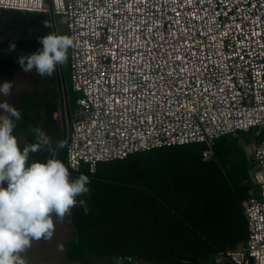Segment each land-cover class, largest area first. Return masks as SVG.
I'll list each match as a JSON object with an SVG mask.
<instances>
[{
    "label": "built area",
    "instance_id": "built-area-1",
    "mask_svg": "<svg viewBox=\"0 0 264 264\" xmlns=\"http://www.w3.org/2000/svg\"><path fill=\"white\" fill-rule=\"evenodd\" d=\"M0 11L67 22L78 95L66 147L72 174L191 144L211 161L220 138L264 136V0H0ZM251 160L248 237L217 263L264 264V139ZM115 264L147 263L127 255Z\"/></svg>",
    "mask_w": 264,
    "mask_h": 264
},
{
    "label": "trees",
    "instance_id": "trees-1",
    "mask_svg": "<svg viewBox=\"0 0 264 264\" xmlns=\"http://www.w3.org/2000/svg\"><path fill=\"white\" fill-rule=\"evenodd\" d=\"M69 68L68 58L63 75L70 104L75 93ZM37 103L38 98L31 95L24 99L21 129L26 146L39 143L29 133L30 127L47 130ZM243 134L218 139L211 161L203 158L204 145L191 144L101 162L95 173L84 168L81 173L89 177L90 191L78 196L70 210L81 239L71 250L76 249L80 257L88 248L108 257L109 264L127 255L147 264H233L217 263L215 256L235 249L248 237L243 202L253 190L252 160L239 143ZM62 136L59 129L56 141L30 152L28 164L50 159ZM59 160L67 167L66 148ZM70 174L71 179L80 175Z\"/></svg>",
    "mask_w": 264,
    "mask_h": 264
},
{
    "label": "clouds",
    "instance_id": "clouds-1",
    "mask_svg": "<svg viewBox=\"0 0 264 264\" xmlns=\"http://www.w3.org/2000/svg\"><path fill=\"white\" fill-rule=\"evenodd\" d=\"M40 43L42 50L27 57L20 55L18 63L26 73L35 69L38 76L51 77L57 65L67 63L74 40L50 33L41 37ZM15 49V43L9 46V51ZM12 87L11 81H4L0 94L10 96ZM0 109L10 114L0 115V264H26L21 254L27 252L33 240L51 238L53 215L62 221L76 206V198L90 191V179L83 173L71 179L68 167L59 159L28 164L29 153L48 144L50 138L40 126L30 127L29 133L39 143L21 150L13 135L16 123L22 119L21 111L7 101L0 102ZM79 203L84 205L85 201L81 199Z\"/></svg>",
    "mask_w": 264,
    "mask_h": 264
},
{
    "label": "crops",
    "instance_id": "crops-1",
    "mask_svg": "<svg viewBox=\"0 0 264 264\" xmlns=\"http://www.w3.org/2000/svg\"><path fill=\"white\" fill-rule=\"evenodd\" d=\"M1 16L4 17L7 11H0ZM13 13H17L18 15H36V14H29L24 12H17V11H10ZM6 40H9L8 36L4 37ZM11 56L6 53H0V85L4 81H11L13 84L11 95L8 97L3 96L0 94V102L7 101L11 106L15 107L17 110H20L21 113L24 107V99L27 96H34L38 98V108L42 112V115L46 121L47 130L46 135L52 141H56V131L62 129V118L60 117L61 114V98H60V89L58 84V76L57 70L53 73L51 77H46L44 80L45 83H48L47 86L41 87L39 83V78L37 79L36 70H34V74L31 75L30 81L33 82L28 84V88L24 90L23 93L18 92L15 93V89H23L24 88V71L21 70L20 65H15L14 59H11ZM18 58V57H16ZM15 65V66H14ZM39 77V76H38ZM38 81V84H37ZM50 89H47V88ZM42 88V89H41ZM49 90L50 92H47ZM19 94V95H18ZM17 95L16 101L12 102L13 96ZM3 112L2 109H0ZM62 116V115H61ZM74 118V117H73ZM21 122V120H20ZM63 131V129H62ZM13 135L17 137L18 140L21 141L22 150L26 146V135L21 129V125L13 129ZM61 155V153H60ZM60 155L58 159H60ZM7 182H4L3 187L7 188ZM66 218H63L62 221L59 223L62 225H57L56 221L54 222V231L51 238H40L39 240H33L31 243V247L27 249L26 253H23V258L27 262L28 257H33L35 260L37 258L41 259V256L38 254L41 253L42 249H44V253L52 254V252L57 253L59 264H95V260H102V264H109V259L106 256H97L94 253L88 251L86 248V252L79 257L76 249L71 250L72 245L79 244L80 242V232L79 229L76 227L75 222L73 221L70 213L65 215ZM55 215H53V219H55ZM67 221H65V220ZM65 222V223H64ZM67 222V223H66ZM64 226V227H63ZM85 248V247H84ZM78 249V248H77ZM147 263V262H146ZM153 264V263H149Z\"/></svg>",
    "mask_w": 264,
    "mask_h": 264
},
{
    "label": "rangeland",
    "instance_id": "rangeland-1",
    "mask_svg": "<svg viewBox=\"0 0 264 264\" xmlns=\"http://www.w3.org/2000/svg\"><path fill=\"white\" fill-rule=\"evenodd\" d=\"M0 12V53H18L23 55H32L36 53L38 50H42V44L40 43V38L45 37L47 35L55 34V35H67L68 36V29H67V22L65 18L61 15L52 14H36V15H18L17 13H13L10 11L4 12L5 16L2 17ZM48 25V26H46ZM8 36L9 40L5 39L4 37ZM15 43L16 49L15 51H9V46ZM14 59L15 65H20L18 63V58L10 57ZM68 58H69V50H68ZM14 65V66H15ZM67 67V63H65ZM34 70L32 72H24V88L23 89H15L14 92L21 93L28 88V84L33 82L35 78L30 81L31 75L34 74ZM68 77L71 78V68L68 70ZM35 75V74H34ZM40 86L43 87L44 85L47 86L48 83H45L46 77H38ZM30 83V85H31ZM38 84V81H37ZM32 86V85H31ZM26 87V88H25ZM42 89V88H41ZM47 89H50L49 87ZM27 91V90H26ZM47 92H50L47 90ZM19 95V94H18ZM77 98L78 95L74 94L72 100L70 102V110L72 117L75 116V112L78 109L77 106ZM17 95L13 96L12 102L16 101ZM62 113L60 117L62 118ZM254 131L244 133L239 137V143L245 149L247 156L251 157V145L254 142H259L264 139V136L256 137L255 139ZM19 146L22 150L21 141L18 140ZM255 192L258 194L259 189H255ZM66 218V217H64ZM65 220V219H64ZM56 221L57 225H61L57 218L53 219ZM67 221V220H65ZM68 222V221H67ZM66 222V223H67ZM65 223V222H64ZM62 226V225H61ZM64 227V226H63ZM44 249H42L41 253L38 254L41 256V259L37 258L36 260L33 257H28L26 264H59L61 261L58 259V255L55 252L52 254L44 253ZM22 255V254H21ZM23 258V255H22ZM24 259V258H23ZM102 260H95V264H102ZM71 264V263H70ZM80 264V263H79Z\"/></svg>",
    "mask_w": 264,
    "mask_h": 264
},
{
    "label": "water",
    "instance_id": "water-1",
    "mask_svg": "<svg viewBox=\"0 0 264 264\" xmlns=\"http://www.w3.org/2000/svg\"><path fill=\"white\" fill-rule=\"evenodd\" d=\"M11 56H16L19 57L20 55L23 54H18V53H6ZM25 57L29 55H23ZM57 70V76H58V84H59V89H60V98H61V113H62V126H63V136L60 141H58L51 152L50 159H58L61 151L65 149L68 145V139L69 135L72 130V124H73V117L71 114L70 110V104H69V99H68V89H67V84L66 80L63 75V65H57L56 67ZM0 115H10L6 114L4 112L0 111ZM11 119L15 120L14 117H10ZM21 125V122H17L14 129L18 128ZM140 171L138 172V177H140Z\"/></svg>",
    "mask_w": 264,
    "mask_h": 264
},
{
    "label": "flooded vegetation",
    "instance_id": "flooded-vegetation-1",
    "mask_svg": "<svg viewBox=\"0 0 264 264\" xmlns=\"http://www.w3.org/2000/svg\"><path fill=\"white\" fill-rule=\"evenodd\" d=\"M62 129H63V126H62Z\"/></svg>",
    "mask_w": 264,
    "mask_h": 264
}]
</instances>
